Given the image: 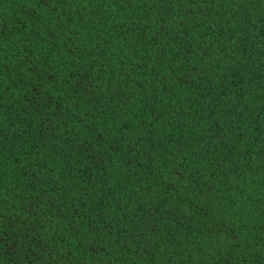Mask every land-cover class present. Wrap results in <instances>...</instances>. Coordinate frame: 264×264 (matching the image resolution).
<instances>
[{
    "label": "trees",
    "instance_id": "16d2710c",
    "mask_svg": "<svg viewBox=\"0 0 264 264\" xmlns=\"http://www.w3.org/2000/svg\"><path fill=\"white\" fill-rule=\"evenodd\" d=\"M0 24V264H264V0Z\"/></svg>",
    "mask_w": 264,
    "mask_h": 264
},
{
    "label": "snow or ice",
    "instance_id": "6c2138e0",
    "mask_svg": "<svg viewBox=\"0 0 264 264\" xmlns=\"http://www.w3.org/2000/svg\"><path fill=\"white\" fill-rule=\"evenodd\" d=\"M62 2H66V0H37V3L43 4L44 7H48L49 4H53L54 5V4H60ZM57 19H59V14L57 15ZM67 22L70 23L71 22V18H69ZM5 27H6V25L0 24V38L3 37V28H5ZM37 74H39V73H37ZM158 118L159 117L157 116V119Z\"/></svg>",
    "mask_w": 264,
    "mask_h": 264
}]
</instances>
